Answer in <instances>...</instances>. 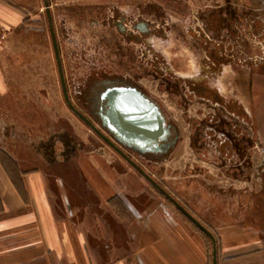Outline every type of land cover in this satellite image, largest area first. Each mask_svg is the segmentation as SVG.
<instances>
[{
  "label": "crops",
  "instance_id": "1",
  "mask_svg": "<svg viewBox=\"0 0 264 264\" xmlns=\"http://www.w3.org/2000/svg\"><path fill=\"white\" fill-rule=\"evenodd\" d=\"M25 18L0 0V31L19 27ZM174 45L176 50L166 51L167 69L180 72L189 85L207 80L208 72L197 74L193 52ZM175 59L183 63L177 69L170 66ZM247 64L252 73L246 90L231 65L213 81H199L217 98L201 90L193 101L199 103L196 118L207 112L201 103L206 97L215 106L230 104V116L240 123L234 136H243L250 158L237 159L216 143L218 158H203L196 149L191 161L171 156L158 164L161 186L215 235L218 264H264V140L259 137L264 134V58ZM9 86L0 57L1 98L9 95ZM236 92L239 101L227 97ZM5 151L16 163L0 151V264H212L210 239L197 225L155 187L116 173L103 156L77 150L57 174L26 168Z\"/></svg>",
  "mask_w": 264,
  "mask_h": 264
},
{
  "label": "rangeland",
  "instance_id": "2",
  "mask_svg": "<svg viewBox=\"0 0 264 264\" xmlns=\"http://www.w3.org/2000/svg\"><path fill=\"white\" fill-rule=\"evenodd\" d=\"M2 1L7 2L6 0ZM11 1L21 7L27 21L19 27L10 28L5 39L2 37L3 32L0 31V57L10 81L9 95L0 97V151L3 152V158L6 161L9 160L11 155L9 154V156L5 151L8 150L21 163H24L26 168L42 167L46 171L51 169L52 172L56 171L57 174H60L67 167V165H63V160L77 155L75 153L78 152L77 150H88L90 153L94 152L108 159L116 173L135 175L142 179L146 186L154 189V186L131 163L107 144L92 127L80 119L66 102L45 14L44 0ZM99 1L101 0H50L54 24L58 25L56 28H59L60 32L58 39L61 43L65 66L64 75L70 95H72L75 86L79 84L77 81L90 71V62L100 64L101 60L112 61L111 47L117 42V34L112 24L107 23V27H105L90 21L93 12L99 11L98 6L96 7ZM102 1V4L107 5L113 0ZM235 1L232 0L231 5L235 10L231 40L233 56L240 62L239 65L233 64V66L238 69L237 72H234L237 73V81L240 80L238 77H242V83L246 90V77L252 73L250 65L245 64L246 61H259L264 58V0H254L251 4L240 2L241 6L235 5L234 3H237L238 0ZM245 9L247 13L244 12ZM241 11L246 13V19H243L242 22L237 16ZM108 13L112 12L108 9L105 14L109 15ZM238 22L240 25L242 23L241 29H246L247 38L246 36L237 38L234 30L237 29ZM96 40L102 43L105 41L110 45V49L103 52L95 44ZM155 42L156 45L161 43L157 40ZM173 43L174 40L171 39L166 42L168 45L166 51L173 48L171 47ZM244 43H247L246 46ZM174 44L183 46L182 43ZM173 50H176V47ZM178 50L182 51V48H178ZM181 64H183L181 61L176 62L175 59L170 66L177 69ZM120 70L127 73L126 69L120 68ZM166 71L177 75V70L169 71L167 69ZM239 74L241 75L238 76ZM251 76L254 80L255 76L253 74ZM228 82L229 80H227V84H229ZM227 95L229 99L239 101L238 92ZM73 103L75 102L73 101ZM159 104L167 112L168 120L176 124L180 130L182 128L183 132L178 150L171 153L170 157L182 158L183 156L190 160L197 157L195 155L197 149L200 152L199 156L203 158H218L213 154L214 144L218 143L216 138L200 133L205 141L202 150L199 149V146H202L203 143H196L195 137L199 132H196L194 127L196 119L194 108L197 109L199 103L190 102L186 110L176 101H159ZM209 105H212L209 107H216L211 103ZM217 106L219 109V105ZM227 114L231 115L230 112ZM231 122L237 128L240 127L238 118L232 117ZM259 124L262 125L263 122ZM259 137H263L262 140H264V134ZM235 139L241 141L242 151L240 153L237 149L233 151L234 144L232 143V147H229L231 155L247 161L252 154L246 149L243 136L241 138L240 135L239 138L235 136ZM251 139L249 141L255 145V140ZM233 141L236 143L234 139ZM80 144H84V147ZM5 152L7 154H4ZM133 160L161 185L163 171L159 163H149L139 156L133 157Z\"/></svg>",
  "mask_w": 264,
  "mask_h": 264
},
{
  "label": "flooded vegetation",
  "instance_id": "3",
  "mask_svg": "<svg viewBox=\"0 0 264 264\" xmlns=\"http://www.w3.org/2000/svg\"><path fill=\"white\" fill-rule=\"evenodd\" d=\"M252 1L254 0H238L234 4L241 6L240 2L251 4ZM48 2L49 14L46 6L45 14L61 79L59 69H62L64 75L65 66L61 43L58 39L60 32L59 28H56L58 25L54 24L50 0ZM102 3L103 1L101 0L96 4L99 11L93 12L90 21L99 23L105 27H107V23L112 24L117 34V42L111 47L113 51L112 61L101 60L100 64L98 62H90V71L77 81L79 84L75 86L72 95L69 94L64 75L65 84L62 83L61 79L64 98L67 102L65 86L67 95L73 106L95 124L98 129L109 136L131 159L139 156L145 161L152 163L151 159L137 154L131 148L116 141L98 120L96 112L99 111L101 106L103 108L106 107V101L100 97L101 92L111 85L133 84L141 88L158 103L159 101L164 102L167 100L176 101L185 110L188 108L190 102L194 103L193 100L197 98V94L201 90L217 98V93L212 90L211 86L204 85L203 83L199 84V81H209L211 77V82L226 67L233 64L239 65L240 60L237 61L232 52L233 45L231 38L234 29L232 20L233 15H235L234 7L231 6L232 0H113L112 3L110 2L107 5ZM108 9L112 12L111 14L108 13L109 15L105 14ZM244 12L247 13L246 9ZM246 13L244 14L241 11L239 15L237 14L240 22L246 19ZM49 15L53 23L59 59L55 50ZM25 19L23 20V24L25 23ZM241 25L238 22L237 29H240L238 31L237 29L234 30L237 38H241L244 35L243 32L246 33V29H241ZM7 34L8 32L3 33V39L7 37ZM170 39L174 40V43H182L183 46L193 52L194 66L197 68V74L201 77L205 76L208 72L210 77L207 80L203 78L201 80L194 79L193 84L189 85L187 84L189 80L180 72H176L177 75H174L166 71L167 67L165 66L170 63L166 55V47L168 46L166 42ZM155 40L161 42L160 45H156ZM95 44L103 52L106 49H110V45L105 41L102 43L98 40ZM178 48L181 49L182 46L178 44ZM180 61L181 59L177 62ZM249 62L251 61H246L245 64ZM120 68L126 69L127 73L120 70ZM195 83L196 86H194ZM206 101H208L207 97L201 103L204 104L207 112L204 117L196 118L194 122L195 130L199 132L197 137H195L196 143H203L202 146H199V149H202L205 145V141L201 136V134L205 133L211 136V138H216L219 145L227 150L231 149L229 147L233 143L240 153L242 151L240 141L238 142L234 136L238 128L235 124H232L231 118L227 114L231 110L230 104L220 101L218 109L216 108L217 106L214 108L209 107L212 105H209L210 102ZM159 105L163 114L168 117L162 105ZM76 115L82 119L77 113ZM233 139L236 143H234ZM181 141L182 133L180 131L177 145ZM105 142L109 144L106 140ZM80 145L84 147V144ZM111 147L115 149L113 146Z\"/></svg>",
  "mask_w": 264,
  "mask_h": 264
},
{
  "label": "water",
  "instance_id": "4",
  "mask_svg": "<svg viewBox=\"0 0 264 264\" xmlns=\"http://www.w3.org/2000/svg\"><path fill=\"white\" fill-rule=\"evenodd\" d=\"M45 6L49 14V2L45 0ZM50 18V27L55 44V50L59 59L53 23ZM62 83L64 75L62 69ZM172 71V70H170ZM64 86V85H63ZM65 96L68 105L82 119L87 122L103 139L113 146L129 163H131L160 193L172 202L188 219L197 225L212 241V264H218L217 239L199 219L189 212L177 199L163 188L151 175H149L138 163L131 159L113 140L98 129L87 117L80 113L71 103L66 88ZM101 99L105 100L106 107H100L96 112L98 120L111 136L126 147L131 148L139 155L151 159L155 163H161L168 159L178 143L179 127L170 122L161 111L159 103L149 97L137 85H111L101 92Z\"/></svg>",
  "mask_w": 264,
  "mask_h": 264
},
{
  "label": "trees",
  "instance_id": "5",
  "mask_svg": "<svg viewBox=\"0 0 264 264\" xmlns=\"http://www.w3.org/2000/svg\"><path fill=\"white\" fill-rule=\"evenodd\" d=\"M9 4H11V5H13L14 7H16V8H18V9H20V10H22L21 9V7H19V6H17V5H15L14 3H13V1H11V0H6ZM23 11V10H22ZM26 21H27V19H25V23H26ZM4 154H7L6 152L4 153ZM9 155V154H8ZM10 156V155H9ZM9 159L10 160H12V162L15 164L16 163V161L13 159V157H9ZM210 239V238H209ZM210 242H211V254H210V256H211V260H212V249H213V245H212V241H211V239L209 240ZM217 248H218V245H217ZM212 262V261H211Z\"/></svg>",
  "mask_w": 264,
  "mask_h": 264
},
{
  "label": "clouds",
  "instance_id": "6",
  "mask_svg": "<svg viewBox=\"0 0 264 264\" xmlns=\"http://www.w3.org/2000/svg\"><path fill=\"white\" fill-rule=\"evenodd\" d=\"M221 90H223V89H221Z\"/></svg>",
  "mask_w": 264,
  "mask_h": 264
},
{
  "label": "built area",
  "instance_id": "7",
  "mask_svg": "<svg viewBox=\"0 0 264 264\" xmlns=\"http://www.w3.org/2000/svg\"><path fill=\"white\" fill-rule=\"evenodd\" d=\"M3 37V36H2Z\"/></svg>",
  "mask_w": 264,
  "mask_h": 264
}]
</instances>
